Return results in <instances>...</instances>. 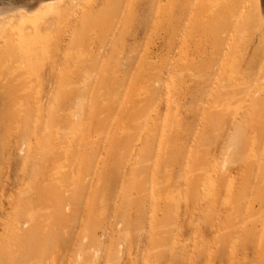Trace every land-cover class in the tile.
<instances>
[{
    "label": "rangeland",
    "instance_id": "1",
    "mask_svg": "<svg viewBox=\"0 0 264 264\" xmlns=\"http://www.w3.org/2000/svg\"><path fill=\"white\" fill-rule=\"evenodd\" d=\"M55 1L0 17V264H264V0Z\"/></svg>",
    "mask_w": 264,
    "mask_h": 264
},
{
    "label": "bare ground",
    "instance_id": "2",
    "mask_svg": "<svg viewBox=\"0 0 264 264\" xmlns=\"http://www.w3.org/2000/svg\"><path fill=\"white\" fill-rule=\"evenodd\" d=\"M54 1L55 0H0V17H2V19H3L2 24L3 25L5 23L7 24L6 20L3 17L7 16L8 14L9 15L11 14L10 16H12V15H14V12L16 11V14L18 16L20 14V13H18V10L25 9L26 12H27V13L25 12V15L27 16L29 14L28 18H30L31 17L30 16L31 15V13H30L31 11H38V9L40 11V7H41V10H42L44 8L43 6L48 7L47 5H49V4L51 6L52 2H53L52 5H55L56 2L58 4V1H55V3H54ZM68 1L66 0V2H64V3H66L65 6L63 4L64 7H66V6L68 7V5L71 7V5L69 4ZM71 1H73V0H71ZM71 1H70V3H72ZM50 8L53 9L52 7H50ZM47 10H50V9L48 8ZM47 10H45V11H47ZM43 11H44V9H43ZM19 12H21V11H19ZM260 12H261L262 20H264V1L260 2ZM36 13H38V12H36ZM25 15L23 14V18H24ZM19 17H20V15H19ZM19 17H17V18H19ZM21 18H22V16H21Z\"/></svg>",
    "mask_w": 264,
    "mask_h": 264
}]
</instances>
